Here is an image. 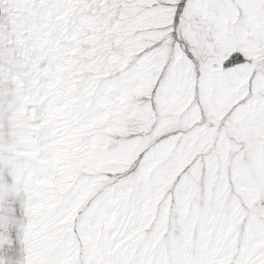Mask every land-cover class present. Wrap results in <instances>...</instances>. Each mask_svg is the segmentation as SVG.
I'll return each mask as SVG.
<instances>
[{"label": "snow or ice", "instance_id": "1", "mask_svg": "<svg viewBox=\"0 0 264 264\" xmlns=\"http://www.w3.org/2000/svg\"><path fill=\"white\" fill-rule=\"evenodd\" d=\"M0 264H264V0H0Z\"/></svg>", "mask_w": 264, "mask_h": 264}]
</instances>
